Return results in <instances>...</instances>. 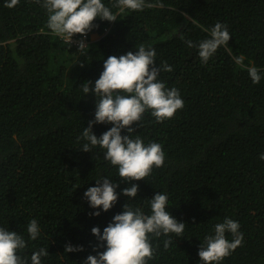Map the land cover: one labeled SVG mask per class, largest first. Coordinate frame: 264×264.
Returning <instances> with one entry per match:
<instances>
[{
    "label": "trees",
    "instance_id": "trees-1",
    "mask_svg": "<svg viewBox=\"0 0 264 264\" xmlns=\"http://www.w3.org/2000/svg\"><path fill=\"white\" fill-rule=\"evenodd\" d=\"M7 2L0 0V227L26 241L17 254L31 264L43 247L49 253L41 264H84L105 250L96 247L93 227L102 234L125 203L150 214L149 201L161 192L185 229L182 237L150 236L155 255L148 264H203L199 247L225 217L239 222L244 239L220 264H264V0H146L154 6L123 12L117 0H102L119 15L94 20L84 55L51 33L41 2L19 0L12 8ZM217 22L231 39L205 64L186 40L209 38ZM140 44L155 48L157 65L172 67L158 79L179 90L184 107L162 122L146 111L132 125L133 138L161 144L165 160L145 180L132 181L139 191L129 199L122 189L130 184L104 159L105 150L84 152L77 138L94 119L96 96L84 94L87 81L94 87L109 55L135 52ZM253 66L259 84L248 75ZM111 126L94 124L93 132L100 136ZM103 177L119 184L108 211L83 197ZM32 219L40 227L36 240L27 232ZM67 244L83 250L67 253Z\"/></svg>",
    "mask_w": 264,
    "mask_h": 264
},
{
    "label": "clouds",
    "instance_id": "clouds-1",
    "mask_svg": "<svg viewBox=\"0 0 264 264\" xmlns=\"http://www.w3.org/2000/svg\"><path fill=\"white\" fill-rule=\"evenodd\" d=\"M41 7L48 13L47 28L55 36L60 37L70 46L77 45V51L82 55L88 52L89 40L86 36L93 29L94 20L113 22L118 13H113L102 0H38ZM19 0H8L5 7L12 8ZM146 0H117L114 7L120 12L124 9L142 11L145 7H153ZM163 7V4H158ZM80 34L82 37H76ZM183 40V35L180 36ZM231 39L226 24L217 22L210 29L209 38L201 40L198 44L186 40L189 48H196L202 63L207 64L220 46L227 45ZM137 51H128L119 56L109 55L103 61V71L95 81H87L83 88L84 94L94 92L96 105L94 119L84 127L78 140L85 141L80 150L91 152L93 147L104 149V159L118 168L122 181L130 184L122 189V194L129 199L137 196L139 181L149 176L153 167H162L165 152L162 145L157 142L145 144L144 141L131 135L135 129L132 125L140 122L146 111L157 122L171 119L177 110L184 107L177 88H167L165 83L158 79L161 70L171 72L173 69L166 62L156 63V50L152 45L140 44L135 46ZM236 64L242 68L244 57L234 58ZM247 72L253 84H259L261 74L258 68L248 67ZM94 124H111L112 126L100 136L93 132ZM122 130L128 134L122 135ZM264 159V154L261 155ZM118 183L108 177L96 180V186L87 188L83 197L91 208L102 206L103 211H108L118 200L116 188ZM151 213L146 214L141 208H134L129 204L123 205V211L115 214L112 221L103 229L93 227L91 232L104 247L97 255H88L84 264H148L154 258L155 249L152 247L150 236L159 237L162 234L174 233L182 237L185 223L178 221L167 209V194L156 192L150 199ZM91 215L99 216L96 211ZM238 221L225 217L222 223L215 225L214 235H208L201 243L198 256L203 264H220L231 254L244 239L239 231ZM30 239L36 240L40 235V227L36 219H32L27 226ZM226 233L233 237L227 239ZM172 243L171 238L164 241V248L168 249ZM26 241L16 231L0 227V264H28L17 254L18 250L26 247ZM83 246L67 244L65 252L82 251ZM48 249L40 248L31 255V264H41V257L48 255Z\"/></svg>",
    "mask_w": 264,
    "mask_h": 264
}]
</instances>
